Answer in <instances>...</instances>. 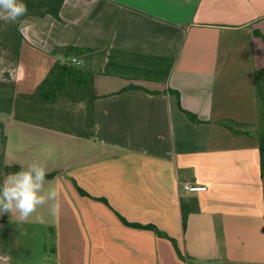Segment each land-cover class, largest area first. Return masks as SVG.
I'll return each instance as SVG.
<instances>
[{
    "label": "crops",
    "instance_id": "crops-1",
    "mask_svg": "<svg viewBox=\"0 0 264 264\" xmlns=\"http://www.w3.org/2000/svg\"><path fill=\"white\" fill-rule=\"evenodd\" d=\"M21 33L26 51L47 57L56 46L105 53L95 67L96 135L80 139L88 155L102 153L60 170L55 264H264V179L248 130L264 129L262 115L254 119L264 0H65L60 21L26 22ZM15 79L35 87L25 61ZM129 85L153 94L123 91ZM30 127L58 142L79 139ZM190 197L199 212L183 230L180 199ZM121 219L154 226L189 261L168 238Z\"/></svg>",
    "mask_w": 264,
    "mask_h": 264
},
{
    "label": "trees",
    "instance_id": "trees-1",
    "mask_svg": "<svg viewBox=\"0 0 264 264\" xmlns=\"http://www.w3.org/2000/svg\"><path fill=\"white\" fill-rule=\"evenodd\" d=\"M65 0H24L28 12L15 22L0 21V52L6 54V65L11 67L7 72L0 69V182L9 174L16 173L23 166L7 160L8 126L1 116H5L12 125H28L63 137L94 139L96 122L94 103L97 95L94 79L97 75L95 67L103 61L105 53L72 46H56L50 57L54 60L47 76L32 90H25L15 79V72L25 61L27 43L21 33V27L33 20L52 17L60 21V11ZM70 58H76L80 66L70 64ZM141 90L153 94L147 89L129 85L123 91ZM178 97L175 91H169ZM186 118L193 124L201 121L192 113L182 110ZM241 126V125H240ZM257 148L260 156V175L264 179V129L256 133ZM26 168V167H24ZM57 176V172L46 175V181ZM74 186L81 196H88L75 183ZM107 205L104 199H99ZM181 222L183 230L190 214L198 213V201L194 197L181 198ZM121 222L132 228L155 231L157 236L168 238L152 225L130 224ZM12 215H0V254L4 257L16 248L17 237L12 229ZM172 243L177 257L188 262L178 250L174 240Z\"/></svg>",
    "mask_w": 264,
    "mask_h": 264
},
{
    "label": "rangeland",
    "instance_id": "rangeland-1",
    "mask_svg": "<svg viewBox=\"0 0 264 264\" xmlns=\"http://www.w3.org/2000/svg\"><path fill=\"white\" fill-rule=\"evenodd\" d=\"M25 55L26 75L37 86L45 79L51 66L54 63L48 55L43 56L31 52L27 49ZM6 54L0 52V69L3 72L11 67L6 65ZM36 63V64H35ZM257 80L263 82L259 92L260 106L255 108V122L260 121L262 115L264 119V77H257ZM258 82V81H257ZM8 129L7 150L9 160H13L17 164L28 167L33 162L41 163L47 173L57 171L59 173L56 179L46 181L44 184V192L55 190L57 181H63L65 173L60 170L66 168L70 163L75 167L81 165L88 158H94V155L102 152H85L89 149V143L80 139H69L63 142L57 141V137H45L40 135L28 125L11 126L5 116H1ZM261 119V120H263ZM233 127V126H232ZM248 128V127H247ZM246 126H234V129L247 130ZM253 129V130H252ZM252 133H258L261 126L248 128ZM61 138V137H60ZM91 144V143H90ZM70 164V165H72ZM60 171V172H59ZM53 200H49L45 205L39 207L27 221L21 222L18 219V213L12 215V229L16 232L17 237L14 242L16 244L14 253L11 252L8 257L0 254V264H55L54 249V226L55 221L51 214V209L54 206ZM189 263V262H188ZM187 263V264H188ZM189 264H193L192 262Z\"/></svg>",
    "mask_w": 264,
    "mask_h": 264
},
{
    "label": "clouds",
    "instance_id": "clouds-1",
    "mask_svg": "<svg viewBox=\"0 0 264 264\" xmlns=\"http://www.w3.org/2000/svg\"><path fill=\"white\" fill-rule=\"evenodd\" d=\"M27 12L24 0H0V21L15 22ZM47 174L45 167L38 162L9 174L0 182V215L15 212L21 222L27 221L39 207L49 200H56V190L44 192ZM58 212V206H53L51 214L56 216Z\"/></svg>",
    "mask_w": 264,
    "mask_h": 264
},
{
    "label": "built area",
    "instance_id": "built-area-1",
    "mask_svg": "<svg viewBox=\"0 0 264 264\" xmlns=\"http://www.w3.org/2000/svg\"><path fill=\"white\" fill-rule=\"evenodd\" d=\"M68 61L70 62V64H73L75 66H80V62L76 58H70ZM183 190L189 193H197V192L205 191L206 188L185 184L183 185Z\"/></svg>",
    "mask_w": 264,
    "mask_h": 264
}]
</instances>
